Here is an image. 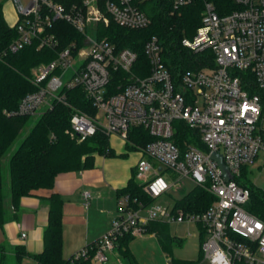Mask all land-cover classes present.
Returning a JSON list of instances; mask_svg holds the SVG:
<instances>
[{"label": "built area", "instance_id": "obj_1", "mask_svg": "<svg viewBox=\"0 0 264 264\" xmlns=\"http://www.w3.org/2000/svg\"><path fill=\"white\" fill-rule=\"evenodd\" d=\"M170 1L173 12L192 0ZM10 2L16 14L10 52L33 44L37 49H57L55 20L70 23L82 37L81 42L60 47L53 61L32 70L31 82L37 90L23 96L13 114L39 115L62 99L63 89L80 87L97 111L94 116L73 114L71 136L82 141L101 130L127 142L130 129L141 127L152 140L137 146L141 158L135 179L150 197L157 199L173 186L162 177L164 171L174 172L177 181L191 180L214 197L200 213L153 204L134 210L128 196L118 197L116 216L95 244L94 261L107 262L117 238L127 233L142 236L148 221L160 220L201 226V264L240 260L264 264V222L244 208L250 196L244 185L248 169L264 167V0H233L235 9L225 14L206 1L194 37L181 40L194 54L209 52V59L202 60L204 66L173 74L152 36L144 44L145 76L131 72L136 52L117 49L97 33V24L107 26L110 19L127 29L149 26L150 18L135 0H82L68 7L57 0ZM117 73L128 79L112 93L111 81ZM178 135L185 137L182 147L176 142ZM212 153L221 156L230 179L225 180ZM90 197V192L82 193L84 207ZM86 252L84 247L72 259L85 257Z\"/></svg>", "mask_w": 264, "mask_h": 264}, {"label": "trees", "instance_id": "obj_2", "mask_svg": "<svg viewBox=\"0 0 264 264\" xmlns=\"http://www.w3.org/2000/svg\"><path fill=\"white\" fill-rule=\"evenodd\" d=\"M68 7L81 3L82 0H57ZM211 2L219 14H225L235 9L233 0H192L190 4L172 11L170 0H135V4L151 20L149 26L141 30L127 29L116 24L112 19L107 26L97 24L99 38H105L117 49L127 48L137 54V61L132 73L145 76L148 73V62L144 54L145 42L155 36L162 47V59L173 73L186 69H199L204 66V58L209 59V52L194 54L181 44L183 38L192 39L197 27L201 24L204 3ZM52 32L58 40L57 49H37L36 44L25 46L16 52L8 50L9 44L15 39L14 26H9L2 13L0 4V227L6 223L4 210V173L7 176L8 193L12 209L15 211L22 197L36 196L40 190L51 191L58 174L71 171H81L92 167L94 154L105 157L116 156L109 146L108 137L97 130L94 135L79 141L69 134V121L73 114L82 113L94 116L96 108L86 97L80 87L63 89L62 99L54 100L49 108L39 114L31 126L30 116L15 115L20 99L28 93L37 90L31 82L32 70L53 61L60 47L67 46L71 41L81 42V35L64 20H55ZM211 61V60H210ZM111 81V92L119 89L117 85L127 82L128 76L117 73ZM119 79V80H118ZM60 95V92H59ZM180 130L187 131L182 123L175 122ZM20 142L8 156L3 165V157L15 143L21 132L26 129ZM177 144L183 146L185 137H175ZM152 140L147 131L141 127L131 128L126 143L127 149H136ZM250 192L249 200L244 205L245 210L264 222V189L244 184ZM117 198L128 196L129 205L137 210L151 205L154 198L150 197L142 185L135 179V171L126 186L117 190ZM48 206L47 223L43 231V250L39 254H28L23 247L13 248V264H20L23 257H31L36 264H94L93 254L95 244H87L85 257L72 259L62 255V207L63 200L56 192H50L44 197ZM214 197L205 189L194 186L179 199H174L171 205L173 211L182 210L187 213H200L207 209ZM169 223L160 220L148 221L145 233L153 234L159 249L170 261L169 264H201L200 246L203 241V231L199 229V255L197 259L174 258L175 247H180L184 239L172 235L168 229ZM133 236L129 233L117 238L115 248L119 257L126 264H139L129 249ZM5 246L0 245V264H5ZM233 264H246L235 261Z\"/></svg>", "mask_w": 264, "mask_h": 264}, {"label": "crops", "instance_id": "obj_3", "mask_svg": "<svg viewBox=\"0 0 264 264\" xmlns=\"http://www.w3.org/2000/svg\"><path fill=\"white\" fill-rule=\"evenodd\" d=\"M108 141L116 156L94 154L92 167L58 174L51 191L40 190L36 196L22 197L15 211L12 209L8 190L6 191L3 206L8 220L0 227V245L5 246V256L13 258L15 246L23 247L31 255L43 250V231L48 218V206L44 197L50 192L58 193L63 200L64 258H69L87 244L99 240L109 230L117 211L116 192L126 186L132 173L136 171L141 154L137 148L127 149V142L117 136L108 137ZM84 191L91 194L87 207L83 206ZM22 233L25 234L24 237H21ZM150 236L154 237L153 234ZM163 256L168 262V258L164 254ZM111 257L115 260L111 264H126L119 257L116 248L108 254L107 262L94 263L107 264ZM20 264L36 262L31 257H23Z\"/></svg>", "mask_w": 264, "mask_h": 264}, {"label": "rangeland", "instance_id": "obj_4", "mask_svg": "<svg viewBox=\"0 0 264 264\" xmlns=\"http://www.w3.org/2000/svg\"><path fill=\"white\" fill-rule=\"evenodd\" d=\"M2 13L5 20L9 26H12L16 19L15 9L10 0H0ZM38 115L31 116L29 119V126L33 124ZM99 122L104 124L103 117L100 116ZM24 129L18 136L15 143L11 146L8 153L3 157V169L5 172V166L7 163L8 156L13 152L17 144L22 139L23 135L26 133ZM246 179L249 184H253L256 187L264 189V167H249ZM164 180L168 185L173 186L169 189L167 194L154 200L153 205H167L171 206L174 199L181 198L184 194L189 192L193 187L194 183L188 179H182L177 181V176L172 171H164L161 173ZM8 190L7 176L4 173V191ZM169 232L172 235L179 236L184 239V243L180 247H175L173 249V257L180 259H197L199 255V230L197 226L193 223L183 222V223H169ZM129 249L133 253L134 258L139 262V264H167L161 250L154 237L150 234H144L142 236H133L129 242ZM115 260L111 257L107 264H111ZM5 264H13L12 260L7 256ZM97 264V263H94Z\"/></svg>", "mask_w": 264, "mask_h": 264}, {"label": "water", "instance_id": "obj_5", "mask_svg": "<svg viewBox=\"0 0 264 264\" xmlns=\"http://www.w3.org/2000/svg\"><path fill=\"white\" fill-rule=\"evenodd\" d=\"M210 157L212 160H214L217 163L218 167L223 172V176H224L225 180L230 179V175L228 174L226 166L222 162L221 156L219 154L212 153ZM169 263H170V261L167 262V264H169Z\"/></svg>", "mask_w": 264, "mask_h": 264}]
</instances>
